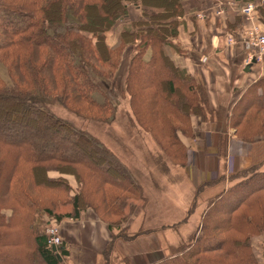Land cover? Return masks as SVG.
Returning a JSON list of instances; mask_svg holds the SVG:
<instances>
[{
  "label": "trees",
  "instance_id": "16d2710c",
  "mask_svg": "<svg viewBox=\"0 0 264 264\" xmlns=\"http://www.w3.org/2000/svg\"><path fill=\"white\" fill-rule=\"evenodd\" d=\"M183 1L171 0V6H159L148 0H0V62L10 79L7 82L0 74V264H72L64 241L57 251L49 245L48 226L60 224L65 217L78 219L88 207L109 225H120L126 221L123 208L127 198L138 191L124 169L115 167L117 160L109 149L96 137L78 131L46 110L38 94L59 98L70 109L91 118L108 117L112 103L108 98L103 102L96 99L98 87L90 71L100 78L115 77L124 51L133 47L125 91L133 112H139L140 125L152 130L170 155L178 154L173 147L184 145L178 143L176 135H170L161 120L153 126L148 123L144 113L152 102H160L155 109L160 117L163 104L174 120L186 122L192 115L214 119L204 81L177 66L165 52V46H170L185 55L178 41ZM236 1L242 5L257 2ZM260 2L256 11L263 25L264 0ZM131 6L158 10L143 11L146 20L124 23L118 43L108 44L107 32L129 18ZM228 33L226 36L232 35ZM260 87L264 88V79L250 87L229 117V125L237 135L249 140L264 137V92L259 93ZM137 101L141 103L138 107ZM170 127L178 128L172 122ZM36 130L43 133L34 134ZM64 148L74 149L80 156H69ZM184 160L185 155L178 162ZM49 169L73 174L78 192L70 194L69 182L50 177ZM113 171L118 172L119 182L111 178ZM92 178L96 179L92 180L95 185H90ZM248 184L254 185L246 191L251 185L239 182L210 201L201 234L154 264H235L236 258L243 261L245 255H250L245 251L250 246L248 238L243 243L233 239L231 232L237 227L238 210L243 206L250 210L255 198L260 199L264 193V175ZM109 187L119 192H109ZM43 191L53 195L41 201ZM95 192L98 199L92 195ZM61 201L71 203L70 213H56ZM8 209L11 215L5 213ZM40 212L41 219L37 220ZM22 213L29 218L28 222L22 219L27 239L22 227L15 230L14 219ZM252 213L254 219L260 217L255 209ZM241 216L245 218L246 213ZM120 236L119 232L115 238ZM113 247L112 242L105 251L108 261ZM11 253L21 255L23 263L17 259L5 261ZM247 261L254 263L250 258Z\"/></svg>",
  "mask_w": 264,
  "mask_h": 264
},
{
  "label": "rangeland",
  "instance_id": "374dc122",
  "mask_svg": "<svg viewBox=\"0 0 264 264\" xmlns=\"http://www.w3.org/2000/svg\"><path fill=\"white\" fill-rule=\"evenodd\" d=\"M148 1L159 6L172 5L171 0ZM219 1H222V3L214 10H210L206 8L213 5L212 0H209V2L208 0H184V15L187 11H192L193 8V11H195L197 8L198 10L202 11L200 17L204 19L206 15H208L206 11H217L221 8V5L224 6L225 15L227 8H231L235 11H242L241 9L250 3L248 2L242 5L240 1L237 2L236 0ZM230 1H235L236 5L229 4ZM200 2L204 8H202ZM255 3H258L257 5L261 4L260 0H257ZM157 10L158 9L155 8H148L147 10L139 9L137 7L131 6L129 18L126 21L118 23L114 28L107 32V43L112 46L118 43L119 33L124 23L146 20L147 16L143 11L152 13ZM242 34H244V31L239 32L237 35H225V37H222L218 34L212 35V50L218 49L220 42L224 41L225 44L229 46L227 43L228 38L233 36L239 40V37L240 35L242 36ZM214 37L216 38L214 39ZM217 39L219 42L216 45L214 44V41ZM178 41L182 45L180 40V31ZM236 45L237 44L231 46ZM165 47L167 51L169 50L170 52H173L171 49L172 47ZM182 47L184 54H187V49L183 45ZM132 52L133 47H128L127 50L124 51L125 55L123 62L115 77L100 78L90 71V75L98 87V91L95 93L96 99L100 102H103L105 98H108V100L112 103V113L110 112L108 117L100 119L98 117L91 118L70 109L59 98L50 99L44 97L42 94H38L37 97L43 107L57 118L69 123L80 132L96 137L101 142V144L109 149L115 156L117 160L115 167L121 166L124 169V173H126L128 176V180L130 179L136 186H138L136 188L138 190L135 192L136 194L134 193V196L127 198L126 205L123 208L126 215V221L116 226L121 234V238L125 239L130 237H139L144 232L151 234L157 229L161 230V226L163 227L165 225V227H171V229L175 231L176 234L174 232H166V236L164 232L162 234H157L158 236H156L158 238L155 236L154 240L149 241V243H152L153 247L160 245L163 249L165 256L157 259L161 261L165 257L172 255L174 248L188 244L194 236L197 237L201 234L203 215L205 211H207L210 201L218 199L221 195H223L224 192H227L232 186L239 182L242 184L246 183L247 185H251L245 189L247 191L254 185L248 183H251L257 178L263 179L264 154H260V147L264 151V145L253 143L254 160L252 159V162L249 165L247 164L248 167L246 168L240 166H234L230 168V166L228 167V165H230L229 161H227L225 166L223 165L220 169L215 168L210 172L208 170H203L197 165L193 154V149L196 147L194 140L196 138L195 131L197 130L194 128V118L198 116L192 115L191 118L186 122H181L178 119L174 120V118H170L169 113H167L168 107L162 104L163 116H161V118L160 115L155 112L156 107L161 106L159 105L160 102H157L156 100L152 102L149 107H147V111L144 113L148 123L153 126V123H157L161 120L160 122L170 132V135L171 133L176 135L178 143L181 144L182 142L185 147L184 148L182 144V148H179L178 146H172L173 152L177 151L178 154L175 155V153L174 155H170V153H168L159 143L156 134L152 130H146L140 125L139 119L137 118L139 112H133L134 109L132 110L130 96L125 91L124 81L129 63L128 60L131 57ZM0 74L7 82H10L7 69L1 62ZM196 76L202 80V78H200L198 75ZM138 104L141 103L137 101V107ZM157 116H159V118ZM171 122L174 123L178 128L173 129L170 127ZM159 123L157 125H160ZM169 127L172 129L169 130ZM198 129L200 128L198 127ZM33 133L39 134L43 133V131L36 130ZM262 137L263 136H261V138ZM39 150L41 151L42 148ZM62 150L69 156H80V154H78V152L74 149L64 148ZM184 155V162H182L183 160L178 162V160L182 159ZM10 157H14V155ZM11 164L12 161H10V165ZM22 171H20V175L23 178ZM47 173L53 178L66 179L69 182V185L72 187L70 194H76L78 192L79 184L73 174L67 172L62 173L55 169H49ZM111 174L114 176L111 178L119 182L120 176L118 172L113 171ZM93 179L95 178L91 179L90 185L96 184V182H94L95 184L93 183ZM90 185L88 187H90ZM109 188H111L109 189V192H119V189L117 188ZM97 189L101 191L100 187H97ZM98 190L97 197L99 192ZM101 193L102 191L100 192V195ZM121 193L123 192L121 191L119 194ZM52 195L53 194H49V192L45 191L39 197H41V201H45ZM92 195L97 198L96 192ZM59 198H61V196ZM121 201L124 203L125 199L122 197ZM122 204L121 206H123ZM252 206L254 208L252 207L250 210H246V206H243L238 210V214H236L235 221H237V227L235 226L231 232L232 238L239 239L243 243L246 242V239L248 238L250 246L245 247V251L250 252V255H245L246 258L243 261H241L240 258H236L235 264H261V260L258 258L257 254L259 248H264V193L261 194L260 199H257V197L255 198ZM88 209L91 210V213L93 212V214L98 216V213H96L95 210L90 207L85 208L83 211ZM253 209H255V211L260 214V217L254 219V214L252 213ZM71 210V203L64 201L59 202L55 208L56 213L59 215L68 214L71 212ZM244 212L246 213V216L251 217L250 220L246 219V216L245 218L241 216L242 213L245 214ZM5 213L7 215H11L12 211L11 209H8ZM40 214L41 212L39 213V216H37V220H39ZM134 214H139V217L136 224L129 229L125 226V224L129 222L130 217H132ZM98 217L100 218V216ZM45 218L47 219V216L42 218L43 221L46 220ZM22 219H25L26 222H28L27 219L29 218L27 217L26 219L23 217V213L21 216L16 217L14 219L16 226L15 230L18 231L22 227L21 230L25 233V236L23 237L27 239V237L29 238L27 234L28 230L26 231ZM65 219L72 220L73 218L65 217L63 220ZM184 219L189 222H186L185 224H182L178 227L175 226L177 223H181ZM249 221H251V223H248ZM177 234L179 235V238L176 236ZM145 238V236L139 237L137 239L136 246H133L139 249L143 242H146ZM112 242L113 246H116L118 243L116 247L118 248V251L116 253L121 257L128 251H132V249L134 250L133 246V248L128 247V244H124L123 240L118 242L115 238L111 241V243ZM247 258L253 259L254 263H251L250 261L248 262ZM13 259H17L23 263L22 256L16 255L14 253H11L9 256H7L5 261H10ZM153 260L156 259L153 258ZM153 263H156V261H153Z\"/></svg>",
  "mask_w": 264,
  "mask_h": 264
},
{
  "label": "crops",
  "instance_id": "0c3cea01",
  "mask_svg": "<svg viewBox=\"0 0 264 264\" xmlns=\"http://www.w3.org/2000/svg\"><path fill=\"white\" fill-rule=\"evenodd\" d=\"M212 2V6L205 8L214 10L222 3L219 0H212ZM200 5L202 6L201 2ZM193 9L185 13L179 27L180 40L187 49V54L180 55L174 48H171L173 52H170L166 47L165 52L177 66L202 78L207 88L210 105L214 110L212 121L204 120L199 116L194 118V128L197 129L194 140L196 147L193 149L194 159L199 168L209 172L215 168H222L227 161H229L228 167L230 168L234 166L246 168L253 159V143L264 145V138L258 136L254 140H249L238 136L236 129L229 125V117L235 105L244 98L250 87L264 79V59L254 63L250 70L246 71L248 66L244 64L246 53L241 45L227 46L224 41L220 42L218 49L212 50V35L218 34L225 37L227 31L231 32L228 34L237 35L248 28L249 22L242 11L227 8L225 15H217L216 11H206L208 15L202 19L200 17L202 11L197 8L193 11ZM261 26L264 28V24ZM204 57L205 61H203ZM263 92L264 88L260 87L259 93L263 94ZM260 154H264L261 147ZM80 215L77 220L65 219L60 223L70 262L72 264H106L105 251L119 230L116 226H111L101 220L93 212L91 213L90 209L83 211ZM138 217L139 214H134L125 226L129 229L133 227ZM186 222L189 221L184 219L175 226L178 227ZM165 226H161V230L157 229L151 234L142 233L139 237L145 236L146 242H143L139 249L135 248L139 237L125 239L121 236L116 237V241L123 240L124 244H128L130 248L135 245L134 250L128 251L121 257L116 253L117 243L110 253L107 264H154L153 261L158 262L157 259L165 256L163 249L160 245L153 247L149 241L154 240L157 234L163 232L165 236L166 232L175 233L171 227ZM176 236L179 238L178 234ZM257 255L261 264H264V248H259Z\"/></svg>",
  "mask_w": 264,
  "mask_h": 264
},
{
  "label": "built area",
  "instance_id": "2783aa9c",
  "mask_svg": "<svg viewBox=\"0 0 264 264\" xmlns=\"http://www.w3.org/2000/svg\"><path fill=\"white\" fill-rule=\"evenodd\" d=\"M229 4L236 5L235 1H230ZM216 11L217 15L224 14V6ZM257 4L250 2L245 5L241 10L246 20L249 22L248 28L244 31L239 40L235 37H230L227 40L228 45L239 44L246 53L245 65H253L256 62L264 59V28L259 23L258 13L256 11ZM216 37H214L215 39ZM216 41V42H215ZM214 41V44H218V39ZM205 61V57L203 58ZM49 234L48 243L50 246H58L63 243L62 229L60 224H51L47 228Z\"/></svg>",
  "mask_w": 264,
  "mask_h": 264
},
{
  "label": "water",
  "instance_id": "95a60500",
  "mask_svg": "<svg viewBox=\"0 0 264 264\" xmlns=\"http://www.w3.org/2000/svg\"><path fill=\"white\" fill-rule=\"evenodd\" d=\"M250 67H251V65H248L247 68H246V71H249L250 70ZM52 248H53L54 251H57L58 250L57 246H52ZM58 257H59V259H61L60 254H58Z\"/></svg>",
  "mask_w": 264,
  "mask_h": 264
}]
</instances>
